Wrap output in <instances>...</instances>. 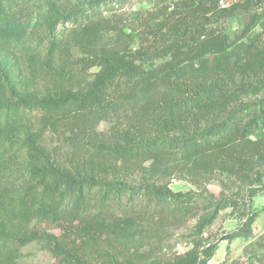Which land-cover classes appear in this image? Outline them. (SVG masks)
I'll use <instances>...</instances> for the list:
<instances>
[{"label": "trees", "instance_id": "1", "mask_svg": "<svg viewBox=\"0 0 264 264\" xmlns=\"http://www.w3.org/2000/svg\"><path fill=\"white\" fill-rule=\"evenodd\" d=\"M122 3L0 0V264L34 243L56 264H208L219 243L200 237L237 203L170 180L263 192L264 0H159L135 30L104 15ZM244 208L221 241L264 211ZM197 216L192 248L170 253Z\"/></svg>", "mask_w": 264, "mask_h": 264}, {"label": "rangeland", "instance_id": "2", "mask_svg": "<svg viewBox=\"0 0 264 264\" xmlns=\"http://www.w3.org/2000/svg\"><path fill=\"white\" fill-rule=\"evenodd\" d=\"M159 0H125V3L109 4L104 15L117 16L123 23L131 29H137L149 14L156 10ZM264 8L258 10V13ZM250 16L247 13H239L226 20L222 25L225 33L233 39L237 36L249 22ZM130 32V30H127ZM137 46V43L135 44ZM166 60L155 62V66L164 63ZM111 127L108 123H102L100 131H107ZM169 186L175 192H195L211 196L214 201L233 200L237 203L236 208H227L220 212L214 223L205 230L200 237L205 244L219 243V247L214 258L208 264H264V211L260 212L252 227V231L247 237L235 239L231 243L221 241V238L239 230L244 224L241 217L245 211V206L250 210L264 209V189L255 197L249 196V189L241 185L235 178L222 173H215L198 184L192 183L180 177L170 180ZM255 188H260L256 186ZM205 190V191H204ZM200 216L190 219L186 225L175 232L174 248L170 253L178 254V245L185 251L192 248V242L196 236V228ZM58 233V232H57ZM24 259L22 264H56L55 258L51 255L44 243H34L23 250Z\"/></svg>", "mask_w": 264, "mask_h": 264}, {"label": "built area", "instance_id": "3", "mask_svg": "<svg viewBox=\"0 0 264 264\" xmlns=\"http://www.w3.org/2000/svg\"><path fill=\"white\" fill-rule=\"evenodd\" d=\"M178 250L180 254H185L186 252L181 245H178Z\"/></svg>", "mask_w": 264, "mask_h": 264}]
</instances>
